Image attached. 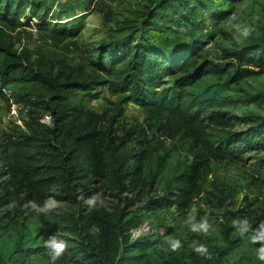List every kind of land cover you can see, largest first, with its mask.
<instances>
[{
    "label": "trees",
    "instance_id": "trees-1",
    "mask_svg": "<svg viewBox=\"0 0 264 264\" xmlns=\"http://www.w3.org/2000/svg\"><path fill=\"white\" fill-rule=\"evenodd\" d=\"M91 2L0 0V93L11 89L18 100L31 105V120L43 114L51 118L50 125L26 122L25 131L0 141V236L13 240L9 252L0 253V264H26L41 251L34 243L44 234L68 242L62 260L71 264H227L231 254L244 249L253 251L248 260L264 264L257 257L260 244L250 239L264 222V202L245 195L234 206L244 188L264 187V85H251L252 78H264V2L247 37L219 31L217 59L201 53L215 36L212 31L202 37L197 27V35L185 37L176 34L178 21L168 28L171 40L170 35L163 41L151 36L158 16L170 7L187 21L191 12H204L214 0H148L130 7L106 36L84 49L76 64L41 54L33 57L11 40L9 31L30 26L31 18L36 19L35 29L49 32L51 38H75L86 15L76 16L74 9ZM109 13L104 23L111 20ZM199 16L195 26L204 23L202 13ZM70 44L80 49L75 40ZM100 88L120 96L113 113L86 106V100L100 95ZM128 102L142 108L144 120L119 127ZM233 119L244 127L230 129ZM150 132L188 140L190 161L165 175L170 153L153 160ZM246 157L251 161L244 171L248 176L205 187L210 160ZM157 190L158 195L145 196ZM102 195L115 203L85 205V200ZM49 197L71 206L61 212L32 209L31 201L43 206ZM199 201H207L214 210L208 214L218 218L215 235L198 242L207 246V257L196 256L195 247L157 251L165 235L131 237V230L148 216L171 208L183 215ZM22 206L40 223L34 237L25 233L29 214L23 216ZM243 218L251 228L241 235L233 221Z\"/></svg>",
    "mask_w": 264,
    "mask_h": 264
},
{
    "label": "rangeland",
    "instance_id": "rangeland-1",
    "mask_svg": "<svg viewBox=\"0 0 264 264\" xmlns=\"http://www.w3.org/2000/svg\"><path fill=\"white\" fill-rule=\"evenodd\" d=\"M147 2L148 0H92L90 5L83 4L81 8L74 9V15L78 16L85 14L84 25L81 32L72 39H54L48 35L49 32H38L33 25L34 22H36L35 18L29 20L30 26L24 25L22 27H16L15 29L10 30L9 33L15 47L27 48L33 57L41 54L46 58L76 64L81 62V57L85 55L83 53L84 49L96 44L102 37L106 36L107 29L115 20L121 19L126 13V10L130 7L135 8L138 5ZM261 2L263 3L264 0H214L204 12H202L203 10H197L192 16L191 14L193 12H191L189 14L190 18L187 21L183 19V16H180V10L176 12L174 11V7H170V9H167L158 16L156 30L153 29L151 31V36L156 38L157 41H163L164 38H167L170 35L168 39L171 40V38H174V35H171L170 31L168 32V28H174V25L177 26L178 21L180 23L177 28L180 32L176 34H184L186 35L185 37L191 38V36L197 35V27L203 32L202 37L205 33L212 31L215 36L204 46L201 53L209 58L217 59L220 55L219 42L221 40V34L219 31L233 32L236 38H243L244 36L241 32L245 27L250 29L252 20L258 17L257 10ZM109 10L110 13L107 15L111 20H107L104 23L103 17ZM226 10H230V12L221 17L218 21L214 20L215 16H220L219 13ZM53 11V13L51 12L52 17L56 13L55 9ZM199 13H202L204 23L195 26L194 24L197 23L195 20L200 19ZM65 18L66 17H63V20ZM22 20L26 21V19L23 18ZM193 21H195V23ZM72 40H75L78 43L80 49L73 48L70 44ZM263 82L264 78L251 79V85L255 87L263 86ZM3 93H5V95L0 93V141L6 140L8 134L14 131H25L26 122H30L34 126H37V122L50 125L51 118L49 114H43L41 118H34L31 120L29 117L31 105L18 100L11 89L6 88ZM119 98V95H112L106 89L100 88V95L96 98L86 100L85 104L98 112L107 110L109 113H113V107H115ZM123 107V115L119 119L117 126L128 128L135 123L143 122L145 114L140 106L133 102H128L125 103ZM33 116H36V114H33ZM232 121L235 122L230 129L239 130L244 127L235 119ZM148 135L152 138L151 145L153 160H155L159 154L170 153L168 166L164 171L165 175L168 176L173 174L190 161L191 154L188 151V140L163 139L151 132ZM153 135L155 137H153ZM250 162L251 161L248 157L243 160H210L208 162V167L205 168L204 171L205 187H209L211 183L221 184L232 180H242V175L248 176L244 171L247 169V165ZM158 194L159 190L151 191L145 196L151 197ZM245 195L249 198H255L258 204H262L264 202V187L251 185L244 188L243 192L236 197V203L234 206H237ZM96 199L99 205L106 206L115 203L116 201L112 197L106 195L97 196ZM54 200L57 202L56 207L53 209L55 212H61L71 206L68 201H58L55 198ZM86 201L87 200H85V202ZM85 205H87V203H85ZM194 208L196 210L195 219L197 222H199L202 217L208 219L211 228L207 233L193 232L191 230L189 214L193 208L183 215L178 214L173 208H171L168 211H162L157 216L150 215L145 218L139 227L131 230V237H133V231H141V235H151L152 237L156 235H165L162 239L163 241H160L157 245V251L164 253L172 251L170 247L171 241L177 239L182 243L181 248L196 247L199 240L203 237L207 235L213 237L215 235L218 218H216L213 213L208 214L207 211L213 212L214 210L211 209V206L207 201H204L203 203L200 202ZM19 209V211L23 212V216H27L30 212L27 206H22ZM2 211L3 209L0 208V215ZM32 215L34 214H29L27 216L29 221V229L25 231L27 237H34L37 230L40 229V223ZM47 239L46 234L37 238L34 245L39 246L41 251L33 254L26 264H50V256L45 248V241ZM12 246L13 240L9 238L8 235L0 236V253L9 252ZM196 256H198V254ZM252 256V249L236 251L228 257L227 264H257L253 263L251 259H247ZM58 264L71 263H66L61 259L58 261Z\"/></svg>",
    "mask_w": 264,
    "mask_h": 264
},
{
    "label": "clouds",
    "instance_id": "clouds-1",
    "mask_svg": "<svg viewBox=\"0 0 264 264\" xmlns=\"http://www.w3.org/2000/svg\"><path fill=\"white\" fill-rule=\"evenodd\" d=\"M251 29L245 27L243 28L241 34L244 37H247L250 34ZM85 203L89 205V207H95L97 205V199L93 197L92 199L87 200ZM30 205L33 210L37 213H47L50 210H53L57 202L54 198L49 197L43 206H40L35 201H31ZM195 208H193L190 212V220H191V230L193 232H204L207 233L211 228V225L208 222L206 217H202L199 222L195 219ZM233 224L238 227L241 235L250 231V224L246 218L234 220ZM253 243H259L260 247L257 250V257L260 261L264 262V222L258 226L257 229L254 230L252 236L250 237ZM172 251H178L182 247V243L180 240H173L170 244ZM45 248L48 251L50 256V264H58V261L61 260L68 249V242L62 238H60L57 234L50 235L48 239L45 241ZM194 251L199 255H204L207 257L209 255L208 248L204 243H199L198 246L194 248Z\"/></svg>",
    "mask_w": 264,
    "mask_h": 264
},
{
    "label": "built area",
    "instance_id": "built-area-1",
    "mask_svg": "<svg viewBox=\"0 0 264 264\" xmlns=\"http://www.w3.org/2000/svg\"><path fill=\"white\" fill-rule=\"evenodd\" d=\"M132 235H133L132 238H137V237L141 236V231H133Z\"/></svg>",
    "mask_w": 264,
    "mask_h": 264
}]
</instances>
